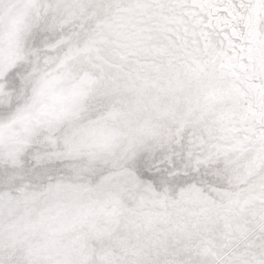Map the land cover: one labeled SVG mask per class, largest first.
Wrapping results in <instances>:
<instances>
[{
    "label": "snow or ice",
    "instance_id": "6c2138e0",
    "mask_svg": "<svg viewBox=\"0 0 264 264\" xmlns=\"http://www.w3.org/2000/svg\"><path fill=\"white\" fill-rule=\"evenodd\" d=\"M0 264H264V0H0Z\"/></svg>",
    "mask_w": 264,
    "mask_h": 264
}]
</instances>
